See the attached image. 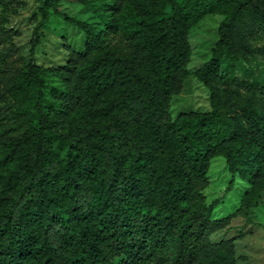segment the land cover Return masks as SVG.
Listing matches in <instances>:
<instances>
[{
  "label": "trees",
  "instance_id": "obj_1",
  "mask_svg": "<svg viewBox=\"0 0 264 264\" xmlns=\"http://www.w3.org/2000/svg\"><path fill=\"white\" fill-rule=\"evenodd\" d=\"M80 34L56 66L6 70L0 103V264H237L213 241L239 208L212 217L213 157L264 190V0H38ZM222 16L192 75L210 109L170 114L189 74L188 35ZM240 73V74H238Z\"/></svg>",
  "mask_w": 264,
  "mask_h": 264
},
{
  "label": "rangeland",
  "instance_id": "obj_2",
  "mask_svg": "<svg viewBox=\"0 0 264 264\" xmlns=\"http://www.w3.org/2000/svg\"><path fill=\"white\" fill-rule=\"evenodd\" d=\"M61 10L80 19L94 17L90 7L75 0H62ZM41 20L38 0H0V92L6 70L27 61L31 56L45 65L62 63L65 53L60 40L72 47H80V34L62 19L52 16L48 22L42 23ZM221 20L219 14L207 15L191 28L188 35L190 56L185 65L189 74L182 89L171 100L172 117L180 111L210 109L206 88L191 72L209 60ZM3 96L1 106L16 104L13 98ZM207 175L208 185L203 193L207 203L215 204L212 217L222 218L239 208L228 226L214 232L211 239L230 240L237 264H264V190L247 197V201L240 205L248 182L238 177L226 190L231 176L222 156L212 158Z\"/></svg>",
  "mask_w": 264,
  "mask_h": 264
}]
</instances>
